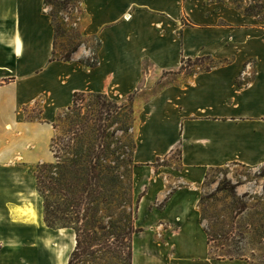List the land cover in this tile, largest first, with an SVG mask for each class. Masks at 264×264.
<instances>
[{"label": "crops", "instance_id": "crops-1", "mask_svg": "<svg viewBox=\"0 0 264 264\" xmlns=\"http://www.w3.org/2000/svg\"><path fill=\"white\" fill-rule=\"evenodd\" d=\"M81 7L82 36L99 42L95 66L83 61L92 55L84 46L69 62L55 59L44 0H0V264H68L76 248L72 231L45 223L35 174L55 162V122L76 92L139 95L133 193L143 232L134 248L159 225L174 251L168 263L144 264H244L209 258L199 207L211 171L264 165V22L218 0H83ZM189 60L215 64H197L189 75L182 71ZM164 73L173 82L144 101L147 82ZM40 100V120H29L25 109ZM175 153L178 165L162 164Z\"/></svg>", "mask_w": 264, "mask_h": 264}, {"label": "rangeland", "instance_id": "rangeland-1", "mask_svg": "<svg viewBox=\"0 0 264 264\" xmlns=\"http://www.w3.org/2000/svg\"><path fill=\"white\" fill-rule=\"evenodd\" d=\"M88 1L90 5H93V3L97 4L98 0ZM218 1L254 17L256 22H264V0ZM99 2L102 3V1ZM44 4L47 5V10L55 25L57 38L55 59L64 61L65 57L71 55L72 60L79 47L84 46L92 52V55L83 61L90 66L97 65L96 52L99 42L96 38L82 36L81 32L83 0H44ZM197 64L205 69L215 63L208 60L186 61V72L191 74L196 70L195 65ZM150 68H153L152 65L145 63L144 69L149 71ZM174 79L173 76L164 73L147 82L146 89L143 94L141 93L143 100L146 101L156 95ZM137 97L139 95L126 99L111 98L109 101L102 98L101 102L107 103V108L104 110L96 104L98 99L95 96L87 95L82 102L83 124L91 127L103 126V129L107 131L106 135H110L105 136L102 142L107 146V158L102 159V178H106L98 187L100 198L93 195L96 187L88 186L85 193V198L88 199L81 205V214L83 217H88L86 218L87 223L81 228L74 220L75 215L73 214L68 215L69 217L62 215V222L55 223L56 229L68 227L66 229L72 231L75 236V230L80 228L87 232V234H81L83 235V248L73 264H133V260L128 257L129 246H132L133 258L136 251L138 264H144L147 258L157 259L160 263H168L171 260L174 251L166 244L169 234L159 225L151 227L143 235L140 247L136 250L134 248V237L143 232L139 230L141 232L138 233L135 225L139 199L133 193L132 154L135 145L133 129L136 125V114L133 117L134 121H130L127 111H119V108L122 106L128 108L132 105L135 113ZM41 103L42 100L38 102L37 107L33 106L28 109L27 118L40 119ZM108 110L119 112H114L113 117L109 119L106 115ZM67 112L68 109L59 113L58 120L55 122L58 129L53 138L62 136L69 124L64 119ZM100 112L104 113V117L102 121H96L93 113L97 115ZM130 122H132L133 129L126 133V126ZM89 142L86 140L84 145L89 146ZM99 144L101 142L96 143V145ZM52 147L53 143H51V149ZM178 163V153H175L169 160L162 161V164L178 165ZM42 165L36 167L35 174L38 170H43L39 169ZM42 172V175L47 174L45 171ZM109 176L114 177L113 181L107 178ZM54 201L59 202L61 209L65 207L64 198L56 197ZM164 204L165 200H162L155 208H163ZM199 211L201 224L208 240L209 237L214 239L211 243L214 254H233L240 251L244 256V259L240 261L244 264H264V165L255 168L231 165L211 171L205 182ZM210 249L209 246V252ZM212 260L227 261L229 259Z\"/></svg>", "mask_w": 264, "mask_h": 264}, {"label": "trees", "instance_id": "trees-1", "mask_svg": "<svg viewBox=\"0 0 264 264\" xmlns=\"http://www.w3.org/2000/svg\"><path fill=\"white\" fill-rule=\"evenodd\" d=\"M64 61H71V55L65 57ZM188 62H192V60H189ZM185 66L186 61L183 62L182 71L187 70ZM192 74L193 72L189 75ZM87 95L95 96L98 99L96 104L98 106H101L103 110L107 108V103L101 102L102 98L106 101L111 100V98L103 94H86L79 92L74 93L73 104L68 108V112L64 117V119L68 121L69 124H67V127L65 128L62 136H56L55 138H53L52 149L54 157L56 159V163L44 164L39 167V169H43L42 171L47 172L48 175H42L43 172L40 170H38V172L36 173L37 191L39 192L41 198L44 200L45 223L49 228L52 229H56L55 223L59 221L62 222V215L69 217L68 215L71 214L75 215L74 220H76L78 225H80L81 228L84 227L87 223L86 218L88 217H83V215L81 214V205L85 200L88 199L85 198L87 187L95 186L96 189L93 190V195H95L96 198H100V190L98 189V187H100L101 181L106 178H102L103 172L101 171V169L103 167L102 159L107 158V146L102 142H104V137L110 134L106 135L107 131L103 129V126L91 127L89 125L83 124L82 120L84 119V115L82 113L81 106L82 102L84 101V98ZM122 110H126L129 120L134 121L133 117L135 113L132 105H130V107L128 108L124 106L120 107L119 111ZM25 111L26 113H28V109H25ZM119 111L108 110V113H106V115L110 119L113 117L114 112L118 113ZM39 112L42 113V110L40 109ZM93 115H95L96 121H102V118L104 117L103 112H100L97 115L96 113H93ZM28 119L35 121V119H32L31 117H28ZM55 129L57 130L58 128L55 126ZM132 129V122H130L129 124H127L125 132L129 133V131ZM86 140L90 141L89 146L84 145V142ZM97 142H101V144L96 145ZM135 149L136 142L132 154L133 170L135 168V163L133 160ZM67 155L69 156L67 157ZM107 178L112 181L114 179L113 176H109ZM44 180L46 181L44 182ZM56 197L64 198L65 202L63 203V205H65V207L63 209L59 207V202L54 201ZM51 199H53V202H51ZM66 202L67 204H65ZM66 228L68 227H63L59 229ZM81 228L79 230H75L76 248L68 264L74 263V260L79 256V253L83 248V235L81 234H87V232H85V230ZM137 232L139 233L141 231H139L138 229ZM212 241H214V239L209 237L208 244L211 247L209 252L211 259H244V256L241 254L240 251H237L233 254H214L211 245ZM128 249V257L133 260L132 246H129Z\"/></svg>", "mask_w": 264, "mask_h": 264}, {"label": "bare ground", "instance_id": "bare-ground-1", "mask_svg": "<svg viewBox=\"0 0 264 264\" xmlns=\"http://www.w3.org/2000/svg\"><path fill=\"white\" fill-rule=\"evenodd\" d=\"M76 243V242H75Z\"/></svg>", "mask_w": 264, "mask_h": 264}]
</instances>
